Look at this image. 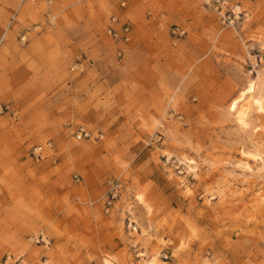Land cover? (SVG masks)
Instances as JSON below:
<instances>
[{"label": "rangeland", "instance_id": "374dc122", "mask_svg": "<svg viewBox=\"0 0 264 264\" xmlns=\"http://www.w3.org/2000/svg\"><path fill=\"white\" fill-rule=\"evenodd\" d=\"M251 86L264 0H0V264H264Z\"/></svg>", "mask_w": 264, "mask_h": 264}, {"label": "built area", "instance_id": "2783aa9c", "mask_svg": "<svg viewBox=\"0 0 264 264\" xmlns=\"http://www.w3.org/2000/svg\"><path fill=\"white\" fill-rule=\"evenodd\" d=\"M118 1L119 6L121 8L125 7L126 4V0H115ZM203 3L207 6V4H218L220 5V7H223L224 5L226 6L227 3L230 0H202ZM223 21H226L225 16H222ZM229 18V17H227ZM119 17L116 15H113L111 17V22L110 25L107 28V33L108 35L113 38L114 40H120L122 39L123 41H128L129 37H130V27L126 24V23H120L119 21ZM229 20V19H227ZM230 24H233V20L229 21ZM8 107L4 104H2L0 102V113H2L4 111V109H7ZM74 133H75V137L76 138H82V137H89L91 135V132L86 129L84 126L79 125L74 129ZM42 145H37L36 147H34L33 150V155L36 159L41 158V154H42ZM121 190L127 191L125 185L122 183V181L118 178H114L113 180H111L110 182V186L108 189V194L106 195V197L103 199L104 203H106V210L108 209V206L111 204L112 200L117 196L118 193H120ZM131 222H134V220H131ZM136 226L133 225V229H135ZM136 242L133 243V247H134V256L136 258H140L142 251H140V248L138 246H136ZM164 257L167 258V255L164 254ZM132 264H134V262H132Z\"/></svg>", "mask_w": 264, "mask_h": 264}, {"label": "bare ground", "instance_id": "6f19581e", "mask_svg": "<svg viewBox=\"0 0 264 264\" xmlns=\"http://www.w3.org/2000/svg\"><path fill=\"white\" fill-rule=\"evenodd\" d=\"M254 91H255V86H251L249 88V90H248V93H249L248 99L241 106V108L239 107L240 109L237 112V116L236 117L238 118V121L240 122V124L242 126H246V125L249 124L247 118H248L249 110H250L252 104L258 106L261 110H264V97L262 95H258V96L253 97L254 96L253 95L254 94ZM188 163L193 164L194 161L193 160H189ZM141 256H142V253H141ZM141 256H140V258H141ZM156 259H157V257H155V256L152 257V258H149V259H147V258L146 259H143L142 260V264H155L156 263V261H155Z\"/></svg>", "mask_w": 264, "mask_h": 264}]
</instances>
